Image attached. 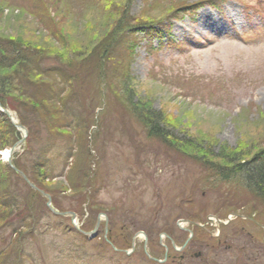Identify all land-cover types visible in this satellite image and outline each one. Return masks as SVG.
<instances>
[{"label":"rangeland","instance_id":"obj_1","mask_svg":"<svg viewBox=\"0 0 264 264\" xmlns=\"http://www.w3.org/2000/svg\"><path fill=\"white\" fill-rule=\"evenodd\" d=\"M263 16L264 0H0V35L58 48L57 55L71 48L89 52L108 36L121 56L110 61L107 76L113 79L120 57L125 60L135 95L163 111L179 138L204 136L216 150L226 146L243 155L264 154V25L258 26ZM126 26L128 33L122 32ZM166 31L170 37L165 39ZM187 35L208 37L209 44L180 48ZM166 43L175 46L162 48ZM74 68L71 75L78 73ZM102 94L90 132L93 175L86 201L78 205L66 192L58 209L45 200L54 213L43 217L34 229L39 232L26 240L23 264H203L197 256L219 238L233 244L224 264H238L253 246L264 254L259 250L264 200L236 183L202 189L204 167L191 153L147 136L126 112V101L118 106L116 97ZM6 111L18 122L15 111ZM18 130L22 139L5 149L12 156L10 162L0 156L3 164L11 165L15 155L23 160L30 152L37 155L51 143L44 141L42 128L40 144L35 134ZM155 206L166 207L163 220H155L160 221L156 234L148 224L153 211L158 213ZM110 207L124 218L109 223ZM66 225L79 233H65ZM191 253L195 257L186 260ZM261 258L255 264H264Z\"/></svg>","mask_w":264,"mask_h":264},{"label":"trees","instance_id":"obj_2","mask_svg":"<svg viewBox=\"0 0 264 264\" xmlns=\"http://www.w3.org/2000/svg\"><path fill=\"white\" fill-rule=\"evenodd\" d=\"M158 27L154 26L156 31H159ZM122 30L124 33L130 31L128 26ZM156 36L162 38L158 34ZM57 50L0 35V106L15 111L18 123L25 128L28 136L35 134L36 144L43 143L39 133L41 128L47 132L44 141L49 139L51 142L40 147L37 155L32 156L30 152V158L23 160L20 155H15L11 165L3 164L0 160V264H23V259L27 260L28 257L26 240L29 241L39 232L34 229L43 217L53 215L45 206V198L30 188L17 172H22L31 183L49 194L56 207L62 205L61 197L66 192L71 194V201H76L78 205L85 203V190L90 186L93 175L90 169V132L103 92L108 99L110 94L116 97L118 106L126 101V112L147 136L160 139L167 147L181 154L191 153L192 158L204 167L200 173L204 180L202 189L212 191L213 186L236 183L247 193L264 200V154L258 150V153L250 151L243 155L237 149L226 146L216 150L215 145H209L210 140H203L204 136L203 139L194 136L187 141L184 135L179 138L163 111L155 110L150 103L135 95L133 79L128 73L129 64L125 60L122 61L120 57L122 64L113 79L107 76L105 71L110 61L117 55L121 56L110 37L101 39L89 52L71 48L70 53L57 55ZM90 63L94 66L91 70L87 67ZM75 65L79 67L76 68L78 73L71 75ZM20 139L21 133L8 115L0 112V150L12 147ZM25 143L29 147L28 141ZM58 177L64 178L65 183L54 180ZM163 209L166 210V207L158 209V213L153 211V221L148 223L149 230L152 229L154 234L160 231V221L155 220H163L161 216L166 214ZM114 210L109 208V223L114 218H124ZM94 214L92 212V216ZM162 224L167 226L169 219ZM172 225L174 227L175 223ZM76 230L66 225L64 232L77 235L79 232ZM220 239L214 241L215 244L207 242L209 250L201 252L197 259H201L203 264H218L217 258L221 261L219 264H224L222 262L228 259L226 254H232L233 244L228 245ZM192 245H188L191 251ZM253 250V253H247L240 260L235 257V260L238 259V264H255L260 256L262 260L264 254L256 246H253ZM192 257L195 256L191 253L186 260ZM227 264L237 263L228 261Z\"/></svg>","mask_w":264,"mask_h":264},{"label":"water","instance_id":"obj_3","mask_svg":"<svg viewBox=\"0 0 264 264\" xmlns=\"http://www.w3.org/2000/svg\"><path fill=\"white\" fill-rule=\"evenodd\" d=\"M22 176H23V175H22ZM23 178L26 180L27 184H28L30 187H33L34 189H36V187H35V186H33L32 184H30V183L27 181V179H26V177H25V176H23ZM40 193H42V194H43V196H45V197L47 198V206H48V204L50 203V197H49V196H47L46 194H44L43 192H40Z\"/></svg>","mask_w":264,"mask_h":264},{"label":"bare ground","instance_id":"obj_4","mask_svg":"<svg viewBox=\"0 0 264 264\" xmlns=\"http://www.w3.org/2000/svg\"><path fill=\"white\" fill-rule=\"evenodd\" d=\"M8 152H7V150H2V155H4V157H7L8 155Z\"/></svg>","mask_w":264,"mask_h":264}]
</instances>
